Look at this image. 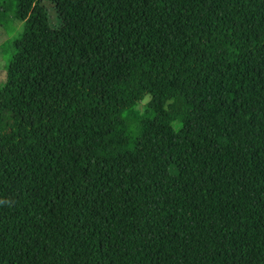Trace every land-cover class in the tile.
<instances>
[{
  "label": "trees",
  "instance_id": "obj_1",
  "mask_svg": "<svg viewBox=\"0 0 264 264\" xmlns=\"http://www.w3.org/2000/svg\"><path fill=\"white\" fill-rule=\"evenodd\" d=\"M6 17L0 264H264V0Z\"/></svg>",
  "mask_w": 264,
  "mask_h": 264
},
{
  "label": "rangeland",
  "instance_id": "obj_2",
  "mask_svg": "<svg viewBox=\"0 0 264 264\" xmlns=\"http://www.w3.org/2000/svg\"><path fill=\"white\" fill-rule=\"evenodd\" d=\"M51 21V20H50ZM51 21V25H52ZM23 22L6 17V22H0V85L5 81L6 79V71L4 69V63L6 62L8 55L10 53V50L8 52L3 51V44L10 38H13L17 33H19L22 30ZM149 100L148 96H145L136 106V111L143 112L147 109L146 103ZM154 118L156 121L163 123L165 125H168L160 115H155ZM172 126V125H171ZM171 178L173 181H175V170L172 171Z\"/></svg>",
  "mask_w": 264,
  "mask_h": 264
}]
</instances>
